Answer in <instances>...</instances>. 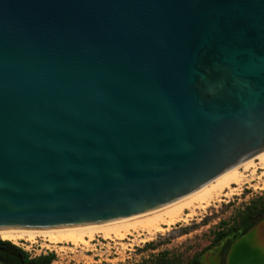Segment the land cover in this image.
<instances>
[{"label":"water","instance_id":"water-1","mask_svg":"<svg viewBox=\"0 0 264 264\" xmlns=\"http://www.w3.org/2000/svg\"><path fill=\"white\" fill-rule=\"evenodd\" d=\"M264 154V0H0V234L144 216Z\"/></svg>","mask_w":264,"mask_h":264},{"label":"rangeland","instance_id":"rangeland-1","mask_svg":"<svg viewBox=\"0 0 264 264\" xmlns=\"http://www.w3.org/2000/svg\"><path fill=\"white\" fill-rule=\"evenodd\" d=\"M244 175L242 183L226 190L224 196L194 213L186 211L183 220L169 227L161 226V230L150 235L132 234L124 240L96 236L86 245L55 248L48 247L41 239L5 241L21 248L30 257L53 253L54 260L50 264H136L159 254L179 263L198 255L199 264H264V219L242 236L233 239L228 235L211 244L216 231L230 227L252 199L264 195V168ZM226 238L230 245L221 263L220 253Z\"/></svg>","mask_w":264,"mask_h":264},{"label":"bare ground","instance_id":"bare-ground-1","mask_svg":"<svg viewBox=\"0 0 264 264\" xmlns=\"http://www.w3.org/2000/svg\"><path fill=\"white\" fill-rule=\"evenodd\" d=\"M263 168L264 154L239 165L187 198L138 218L72 232L5 233L0 234V238L13 241L21 239L28 242L41 239L48 247L55 248L58 245L75 247L86 245L93 241L96 236L105 240H124L132 234L141 235L145 233L150 235L161 230V226L169 227L183 220L187 216L185 215L186 211L194 213L196 209H203L215 198L224 196L226 190H230L233 185L239 186L242 183L244 176H246L244 175L245 172H253Z\"/></svg>","mask_w":264,"mask_h":264},{"label":"trees","instance_id":"trees-1","mask_svg":"<svg viewBox=\"0 0 264 264\" xmlns=\"http://www.w3.org/2000/svg\"><path fill=\"white\" fill-rule=\"evenodd\" d=\"M262 219H264V195L252 199L230 227L225 230L221 229L216 231L213 235L211 244H215L228 235H230L233 239L235 237L242 236ZM229 245L230 240L226 238L221 249V259L219 262H224ZM206 249L207 248L204 250ZM53 260V253L39 254L37 256L30 257L24 250L14 244L5 240H0V264H50ZM136 264H199V260L198 255H194L184 263H179L176 262V260L168 259L159 254L150 260L142 261Z\"/></svg>","mask_w":264,"mask_h":264},{"label":"flooded vegetation","instance_id":"flooded-vegetation-1","mask_svg":"<svg viewBox=\"0 0 264 264\" xmlns=\"http://www.w3.org/2000/svg\"><path fill=\"white\" fill-rule=\"evenodd\" d=\"M257 225V224H256Z\"/></svg>","mask_w":264,"mask_h":264}]
</instances>
